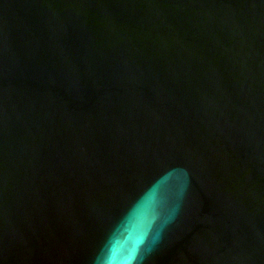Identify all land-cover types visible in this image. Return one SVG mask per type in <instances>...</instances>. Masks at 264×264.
I'll return each mask as SVG.
<instances>
[{
	"label": "water",
	"instance_id": "1",
	"mask_svg": "<svg viewBox=\"0 0 264 264\" xmlns=\"http://www.w3.org/2000/svg\"><path fill=\"white\" fill-rule=\"evenodd\" d=\"M0 264H264V0H0Z\"/></svg>",
	"mask_w": 264,
	"mask_h": 264
}]
</instances>
